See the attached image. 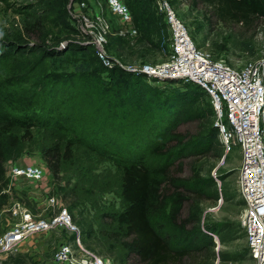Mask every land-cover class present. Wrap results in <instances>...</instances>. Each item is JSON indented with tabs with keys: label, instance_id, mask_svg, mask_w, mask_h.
Listing matches in <instances>:
<instances>
[{
	"label": "rangeland",
	"instance_id": "1",
	"mask_svg": "<svg viewBox=\"0 0 264 264\" xmlns=\"http://www.w3.org/2000/svg\"><path fill=\"white\" fill-rule=\"evenodd\" d=\"M166 1L186 25L196 47L211 57L220 58L236 68L264 60V19L250 26L224 23L210 17L201 0ZM151 3L156 14L161 16H158L159 22L161 20L158 23L159 31L138 29L132 43L114 46L116 52L113 46H109V36L115 35L113 28L111 33H107V53L123 65L136 68L143 64L155 65L169 56L168 26L157 8L156 0ZM77 13L93 18L98 15L113 26L118 24L104 0H0V44L12 42L22 48L7 51L1 44L3 53L8 56L0 59V82L10 85L8 89L12 95L26 100L29 108L22 110L25 115L34 113L42 121L49 119L46 124L32 125L27 138H23L25 128L20 125L1 133L6 171L0 192V231L14 220L8 212L14 203L49 219L59 209L65 208L78 229V232H72L65 225H55L37 230L14 250L0 254V264H56L55 252L65 239L71 241L77 258L95 256L110 264H143L129 250L126 225L118 219L127 206L121 195L123 168L138 155L150 167L173 164L172 172L180 180L178 184H181L180 189L184 193L180 216L190 221L187 230H178L171 224L168 213L172 204L169 199L165 214L154 218V225L162 227L159 232L171 237L172 246L190 249L191 256L184 257L180 264H253L239 222L243 206L237 185L240 149L235 141H231L226 152L207 93L188 81L139 74L140 84L153 90L159 97L174 95V89L193 97L191 101L177 106V121L171 128L185 135L206 136L210 128L216 127V156L207 155L199 159L190 156L178 160L173 152H167L166 157L151 154L149 149L152 143L172 138L168 129H158H163L167 123L158 117L160 110L157 108L151 114L158 117L154 120L156 132L140 131L134 142H131L133 136H129L130 132L122 136L117 124L112 125L111 121L107 123L110 126L101 125L100 122L95 126L93 115H85V109L72 103L77 91L75 88H70L68 95H63L62 82L71 69L63 68L47 56L52 50L64 51L70 44L89 45L78 29L77 16L74 17ZM33 20L41 22L39 33L43 42H36L25 35L24 23H32ZM73 53L69 51L66 55ZM84 54L93 56L92 48ZM98 76L104 89L108 86L109 74L98 72ZM56 93L59 97L67 96L68 102H58L61 108H55L52 113L47 105L54 94L57 96ZM109 94H104L106 112L112 111L113 106L118 108V105H121L119 112H126V104H130L131 100L125 94L116 98ZM82 96L79 93L81 105L89 109L85 104L87 97ZM59 109L61 114L67 115L70 126L65 123L64 128H57L51 123V119L58 116L56 110ZM22 111L13 109L11 113L19 115ZM143 111L145 113L144 108ZM145 117L148 118L147 114ZM149 122L150 119L146 121L147 126ZM159 131H162L161 135L157 134ZM107 138L113 143L106 142ZM68 140L73 142L72 155L69 159L61 157L59 172L55 175L42 153L57 145L62 155ZM223 155L225 157L221 160ZM30 163L44 168L42 180L33 181L8 174L14 165ZM50 197H55V203L49 202Z\"/></svg>",
	"mask_w": 264,
	"mask_h": 264
},
{
	"label": "trees",
	"instance_id": "2",
	"mask_svg": "<svg viewBox=\"0 0 264 264\" xmlns=\"http://www.w3.org/2000/svg\"><path fill=\"white\" fill-rule=\"evenodd\" d=\"M124 2L131 12L133 25L138 27L137 31L138 29L146 32L159 31L158 23L160 24L161 20L159 22L158 19L161 16L157 15L151 7L152 0H124ZM201 2L207 7L206 12L210 17H214L224 23H239L244 26H250L257 20L264 19V0H201ZM23 29L26 36L35 39L36 42H43V38L39 33L40 29H42L40 21L25 22ZM1 44L7 51L15 48L18 51L22 49L17 43L3 42ZM121 44L129 45L128 40L122 37L117 35L109 36V46H113V51L116 52L115 45ZM39 46L41 47L42 43ZM109 46L107 45V50ZM3 48L0 51V59L8 56L7 53H3ZM89 48H92L93 56L84 54ZM60 50H52V53L47 56L56 60V63L63 68L71 69L70 74L62 82L63 92L65 91L63 95H68L70 88H75L77 91H75V95L72 98V103L85 109V115H93L92 119L96 121L95 126L97 122H100L101 125L110 126L107 123L111 121L112 125L114 123L117 124V130L122 136L128 135L130 132L129 136H133L131 142H134L140 131L156 132L157 124L154 120L159 117L164 119L161 120L166 121L167 124L163 129H158L163 131L168 129V133L170 132L172 138L168 139L169 141L160 140L152 143L149 149L151 154L158 157H166L167 152H173V154L177 155L178 160L190 156H194L197 159L207 155L216 156L215 152L217 150L214 143L217 135L216 127L210 128L206 136L185 135L184 133L174 132L171 128L177 121V106H182L185 101H191L193 97L187 96L184 92L177 89H174V95L172 96H157L153 90L140 84L139 74L127 72L118 67L107 68L103 66L97 58L93 46L90 44H70L64 51ZM69 51L74 52V56L66 55V52ZM72 58L76 59L73 60ZM97 71L109 74L108 86L104 89L101 86L99 76L97 77ZM4 85L6 86L4 87ZM8 86L10 85L0 82V192L6 171L1 133L9 131L14 125H20L25 128L23 138H27L32 125L35 123L46 124L49 121V119L48 121L40 120V116H35L34 113L25 115L22 110L29 108L28 103H26L25 99L12 95ZM199 87L203 89L201 86ZM80 90L81 92H79ZM79 93L81 96L83 95V98L87 97V103L85 104L89 106V109L81 105L82 101H79ZM106 93H110V96H115L113 98L125 94L126 98L131 100L130 104H126L127 111L119 112L121 105H118V108L113 106L112 111L106 112L107 109L103 104V101L106 100L104 99V94ZM54 95L50 99L49 106L47 105V107L51 108L52 113L55 108L60 107L58 102H68L67 96L62 95L59 97L58 93H56L57 96ZM156 108L160 110L158 117L155 114L151 115ZM13 109L22 111V115H13L11 113ZM56 111L59 114L54 119H51V123L57 128H64L65 123L70 126L67 115L61 114L60 109ZM90 112L91 114H88ZM145 114H147L148 118L145 117ZM86 119L89 120L90 117H86ZM148 119L151 122L147 126L146 121ZM70 124H73V122ZM159 132L157 134L161 135L162 131ZM109 141L113 143L110 138H107L106 142L109 143ZM72 144L71 140L67 141L62 155L57 145L43 151L42 156L53 174L56 175L59 172L61 157L65 159L71 157ZM172 166L173 164L171 163H164L150 167L144 163L142 156L138 155V158L133 159L123 168L121 195L127 202V206L120 213L118 219L126 225V235L129 237L127 242L129 250L143 264H180L184 257H189L192 254L190 249L186 247L175 248L172 246L171 237L162 235L159 232L162 229V227L158 228L159 224L158 227L154 225V218L165 214L168 199L171 200L172 204L168 213L171 224L177 227L178 230L185 231L187 230L186 226L190 223L188 219L180 216L184 193L181 192V184H178L179 178L172 172Z\"/></svg>",
	"mask_w": 264,
	"mask_h": 264
},
{
	"label": "built area",
	"instance_id": "3",
	"mask_svg": "<svg viewBox=\"0 0 264 264\" xmlns=\"http://www.w3.org/2000/svg\"><path fill=\"white\" fill-rule=\"evenodd\" d=\"M104 1L110 14L117 20L116 26L98 15L93 18L84 13L74 14L79 31L93 46L103 66L166 80H184L206 91L215 111V125L226 152L231 141H235L240 149L237 185L243 206L239 222L253 264H264V60L236 68L220 58L211 57L196 47L186 25L169 3L156 0L157 8L168 26L169 56L155 65L143 64L139 68L123 65L107 53V33H111L113 28V34L132 43L137 36V29L124 0ZM8 174L40 181L44 176V168L32 163L14 165ZM55 201V197H50L49 202L53 204ZM8 212L14 220L0 231V254L14 250L31 233L40 229L65 225L70 231L78 232L65 208L59 209L51 219L39 217L19 203L12 204ZM76 240L79 241L77 236ZM54 261L56 264H110L101 257L77 258L71 241L66 239L59 244Z\"/></svg>",
	"mask_w": 264,
	"mask_h": 264
}]
</instances>
